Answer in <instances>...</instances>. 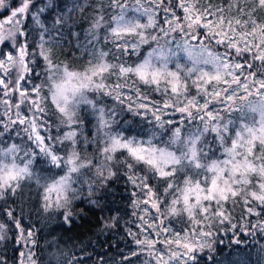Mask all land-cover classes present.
<instances>
[{
    "label": "snow or ice",
    "instance_id": "obj_1",
    "mask_svg": "<svg viewBox=\"0 0 264 264\" xmlns=\"http://www.w3.org/2000/svg\"><path fill=\"white\" fill-rule=\"evenodd\" d=\"M35 2L18 0L11 7L0 0V46H10L0 47V202L15 226L19 264H39L37 241L8 198L22 201L27 187L34 186L42 211L62 210L70 226L73 201L85 191L93 196L96 185H106L117 171L135 197L138 231L128 234L138 250L126 257L128 264H191L193 253L211 248L214 225L227 222L242 232L248 227L247 221L234 222L237 206L239 219L256 216L255 227L264 233L259 223L264 215V0H73L67 11L60 10L58 0L33 9ZM89 8L83 45L73 33L76 47L89 57L77 70L57 58V49L69 14ZM104 44L112 48L105 50ZM145 45L151 49L146 55L129 59L139 57ZM182 57L188 64L180 62ZM151 93L162 99L151 100ZM103 97L134 116L151 112L153 129L160 133L150 129L147 139L124 135L114 128L115 108L100 103ZM50 108L56 115L52 124ZM82 109L93 121L91 139ZM233 112L238 120L225 115ZM165 131L171 135L163 141ZM13 132L20 142L8 146L5 137ZM90 145L99 155L88 154ZM38 156L64 174L41 173L34 167ZM158 178L159 187L150 183ZM173 217L186 218L187 233L178 235L168 226ZM47 220L55 222V216ZM10 230L0 220V247L12 239ZM153 232L162 237L164 249L156 247ZM139 256L145 259H134ZM53 262L86 264L59 248L50 253ZM0 264H7L2 255Z\"/></svg>",
    "mask_w": 264,
    "mask_h": 264
},
{
    "label": "trees",
    "instance_id": "obj_2",
    "mask_svg": "<svg viewBox=\"0 0 264 264\" xmlns=\"http://www.w3.org/2000/svg\"><path fill=\"white\" fill-rule=\"evenodd\" d=\"M43 2H46V0H36L32 8L35 9ZM58 3L60 10L67 11L65 6H71L73 0H58ZM90 3H95V0H90ZM90 12L91 9L89 8L83 13L75 12L69 14V23L63 29L65 33L62 42L63 46L57 49L59 54L57 58L77 70L87 64L89 57L87 52L82 53L76 47L77 41L73 33L80 34L79 42L83 45L85 42V30L90 24V20L88 19ZM2 15H6V13ZM128 15L132 16L134 13L129 11ZM50 19L51 17H49ZM101 34L103 35V30ZM35 38L37 37L34 34ZM1 47L10 50L7 42ZM103 47L107 50L108 48H112V45L104 44ZM150 50V47L145 45L141 49L139 57L133 56L129 59L132 61L139 60ZM109 59H111V56ZM180 62L188 64L183 57ZM170 67L174 69V65H170ZM30 86L31 84H29ZM141 87L144 88L143 85ZM192 91L195 92V89ZM150 99L160 101L162 98L158 93H151ZM100 103L115 108L117 112L116 121H118L114 125L115 129L122 131L127 136L148 138L150 135L149 130L153 129L152 121H140L136 117L130 116L126 108L121 111L123 106L110 98L103 97ZM50 113L49 123L52 124L56 121V115L53 114L54 108H50ZM81 115L84 119V130L88 134L89 139H91L93 135V121L83 109L81 110ZM176 116L178 117L179 115L176 114ZM177 117L176 120H179L180 117ZM230 118L238 119L239 113H232ZM198 123V121L193 122V124ZM153 130L158 134L160 133V129L158 128ZM184 131H187V129H184ZM53 134H55V128H53ZM170 135V131L163 132L161 140L166 141ZM11 138H5L4 143L6 145L9 144ZM12 141L14 143L20 142L19 139ZM156 142L160 143V141ZM88 154L99 155V153L93 151V146L91 145L89 146ZM61 155H63V152H61ZM215 155L220 156V152L217 151ZM34 167L45 175L51 174L57 178L64 174L63 170L52 168L47 160L39 156L36 159ZM85 173L86 178H92V172L85 170ZM188 175L192 176L194 173L189 169ZM204 175L209 176L210 174L205 173ZM84 178L80 177L78 179ZM184 178V173H181L180 180L182 181ZM198 178L204 179V176ZM150 183L159 187L162 181L158 178L150 181ZM76 187H81V185L78 183ZM84 187L86 188L87 186L84 185ZM96 188L97 191L93 196H87L85 191L81 198L73 201L71 205L73 215L70 226L63 222L62 210L56 213H44L40 206V201H21L14 197L7 199V203L16 209L14 213L20 218L22 227L26 230L35 231V239L37 241L35 253L39 258V264H49L50 253L56 252L58 248L67 252L69 257L86 260V264H128L126 257L132 250L137 249V246L128 234V230L131 229L133 232H137L138 224L134 223L136 216L133 214L126 176L117 171V175L108 180L106 185H96ZM160 191L162 192L163 189L160 188ZM90 200L98 201L99 206L91 204ZM3 203L0 202V220L8 224L9 229H11L8 235L12 239L3 242L2 247H0V255L5 258L7 264H18L20 249H14V229L12 223L7 221L6 215L2 211ZM53 215L55 216V222H49L47 217ZM114 217L116 218L114 225L106 227L108 224H113ZM239 217L240 208L237 206L234 212V222L239 225H243L246 221L248 222V227L243 232L239 227L233 229L227 222L214 225L211 236L214 242H216L214 254L210 258L204 255H193V262L191 264H264V233L255 227L258 218L247 215L243 219H239ZM259 223L264 224V215L259 218ZM186 224L187 220L185 217H173L168 222V226L178 235L187 233ZM164 235L167 236L168 234L165 233ZM152 236L153 240L162 239V237ZM161 254L163 255V252ZM134 259L143 261L145 256L135 257Z\"/></svg>",
    "mask_w": 264,
    "mask_h": 264
},
{
    "label": "rangeland",
    "instance_id": "obj_3",
    "mask_svg": "<svg viewBox=\"0 0 264 264\" xmlns=\"http://www.w3.org/2000/svg\"><path fill=\"white\" fill-rule=\"evenodd\" d=\"M17 2H18V0H8V3H9V5L11 6V7H15L16 6V4H17ZM6 13V15H3L4 16V18H7V16H8V12L7 11H5L4 12V14ZM1 47V46H0ZM219 50H222V49H219ZM208 70H210V69H208ZM106 98H109V97H106ZM111 99V98H110ZM250 99H255V97H250ZM118 104V103H117ZM127 110V109H126ZM128 112V111H127ZM141 112H142V114L141 115H139V116H134L132 113H130V112H128V114L130 115V116H132V117H136L137 119H139L140 121H152V116H151V112H147V113H144V111L143 110H141ZM234 113V112H233ZM232 114V113H231ZM231 114H225L226 116H229V115H231ZM177 115H179L178 117H180V114L179 113H177ZM51 117V113H49V116H48V120H49V118ZM177 117V116H176ZM176 117H175V119H176ZM177 117V118H178ZM234 119H237V118H234ZM239 119V118H238ZM237 119V120H238ZM11 137H13V138H11ZM11 139H10V142H9V144H7L8 146H10L12 143H14L12 140H15V139H19L17 136H16V134H15V132H13L12 133V135H11ZM5 138H9V137H5ZM42 173V172H41ZM127 181V179H126V184H127V186H128V194H129V197H130V200L132 201V200H134L135 199V197H133L132 196V192L134 191V189H133V187H132V185ZM135 191H138V189L137 190H135ZM22 201H39L38 200V198H37V193L35 192V190H34V186H31V185H29L28 187H27V191H26V193H25V196H24V199L22 200ZM132 210H133V212H134V209H133V207H132ZM155 210H153V212H154ZM14 215H15V213H14ZM16 216V215H15ZM6 219H7V216H6ZM7 221L8 222H10L11 223V221H9L8 219H7ZM13 225V224H12ZM13 229H14V233H15V226L13 225ZM258 229V228H257ZM152 235H154L155 236V234H154V232L153 233H151V238H153V236ZM157 239V238H156ZM160 239H157V240H154V241H157V243H156V247L157 248H160V249H164V245L163 244H161V243H159L158 241H159ZM209 240H210V242H211V248H205L203 251H198V252H195V253H193V255H200V256H202V255H204L205 257H208V258H210L213 254H214V246H216V242H214V240L211 238V236L209 237ZM137 246V245H136ZM173 247H176L175 245H173ZM14 249H20V250H22L21 249V246L16 242V237H15V235H14ZM181 251H183V249H181ZM19 257V256H18ZM187 257H185V259H186ZM18 264H19V260H18Z\"/></svg>",
    "mask_w": 264,
    "mask_h": 264
}]
</instances>
